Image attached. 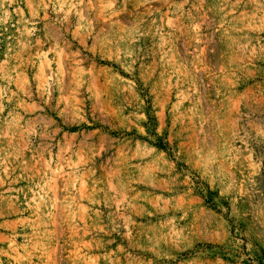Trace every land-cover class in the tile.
<instances>
[{
  "label": "rangeland",
  "instance_id": "rangeland-1",
  "mask_svg": "<svg viewBox=\"0 0 264 264\" xmlns=\"http://www.w3.org/2000/svg\"><path fill=\"white\" fill-rule=\"evenodd\" d=\"M0 264H264V0H0Z\"/></svg>",
  "mask_w": 264,
  "mask_h": 264
},
{
  "label": "trees",
  "instance_id": "trees-1",
  "mask_svg": "<svg viewBox=\"0 0 264 264\" xmlns=\"http://www.w3.org/2000/svg\"><path fill=\"white\" fill-rule=\"evenodd\" d=\"M159 143H157L156 147L158 149H161V150H165L166 149V145L162 142V140H158Z\"/></svg>",
  "mask_w": 264,
  "mask_h": 264
}]
</instances>
